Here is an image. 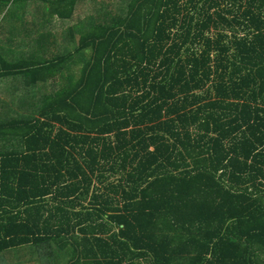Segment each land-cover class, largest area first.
<instances>
[{
	"label": "trees",
	"instance_id": "16d2710c",
	"mask_svg": "<svg viewBox=\"0 0 264 264\" xmlns=\"http://www.w3.org/2000/svg\"><path fill=\"white\" fill-rule=\"evenodd\" d=\"M96 5L0 48V264H264V0Z\"/></svg>",
	"mask_w": 264,
	"mask_h": 264
},
{
	"label": "crops",
	"instance_id": "0c3cea01",
	"mask_svg": "<svg viewBox=\"0 0 264 264\" xmlns=\"http://www.w3.org/2000/svg\"><path fill=\"white\" fill-rule=\"evenodd\" d=\"M75 1L76 4L74 5V9L70 10L67 6L65 7V3L61 6L62 2H59L58 0H23L20 2L17 0H0V48L9 52L8 55L4 56L9 57L16 62L18 61L15 59L16 51H18L20 55L25 53L30 57L33 56V51L40 53V48L34 44L36 36L33 37L31 35V37L28 38V30L23 27L24 22L30 23L32 26L34 24L38 26L39 24L46 23V26L42 28V40H44V38L46 39L44 40L43 48L41 50L44 49L47 52V56H55V47L60 48L61 51L69 50L67 42H69L74 36H76V40L80 39V36L76 35V30L80 29V19H82V17L88 12L90 7L93 9L94 6H97L96 0H88L86 4H83L81 0ZM19 6L27 8L28 12L26 13L25 20L24 18L22 19V17L18 21L15 20L16 18L14 16L17 9L20 8ZM59 7L64 8V12L71 16H66V14L65 16H60L59 13L56 12V8L58 9ZM77 25L78 28L76 27ZM35 30H40V28L38 27ZM54 42L56 43V46L54 45ZM1 66L2 64H0V67ZM12 81L13 78L0 80V99L5 100L1 97L2 92L10 87L9 84H11ZM3 88L5 89L2 90ZM10 98L11 95L9 99Z\"/></svg>",
	"mask_w": 264,
	"mask_h": 264
},
{
	"label": "rangeland",
	"instance_id": "374dc122",
	"mask_svg": "<svg viewBox=\"0 0 264 264\" xmlns=\"http://www.w3.org/2000/svg\"><path fill=\"white\" fill-rule=\"evenodd\" d=\"M96 1H97V3L105 4V3H111V2L113 3V1H117V0H96ZM4 89L5 88H3L2 90H4ZM7 254H9V253H4V254L0 255V257L7 255ZM4 262H5V264H17L16 263L17 261L13 257H11L10 255L7 259L4 260Z\"/></svg>",
	"mask_w": 264,
	"mask_h": 264
}]
</instances>
